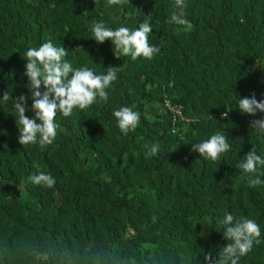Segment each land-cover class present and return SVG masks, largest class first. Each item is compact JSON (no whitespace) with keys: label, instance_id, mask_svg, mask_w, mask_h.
<instances>
[{"label":"trees","instance_id":"trees-1","mask_svg":"<svg viewBox=\"0 0 264 264\" xmlns=\"http://www.w3.org/2000/svg\"><path fill=\"white\" fill-rule=\"evenodd\" d=\"M185 3L188 32L168 23L175 0H0V98L29 94L26 51L49 40L74 68L119 69L106 103L57 114L52 145H21L12 101L0 100V264H205L228 243L225 213L260 227L261 243L238 264H264V183L249 186L238 167L252 149L264 156V133L251 127L264 113L238 109L239 97L264 100V0ZM145 21L160 49L151 60L91 31ZM125 106L140 114L127 134L113 116ZM216 133L230 145L219 160L192 150ZM39 172L55 185H34Z\"/></svg>","mask_w":264,"mask_h":264},{"label":"clouds","instance_id":"clouds-1","mask_svg":"<svg viewBox=\"0 0 264 264\" xmlns=\"http://www.w3.org/2000/svg\"><path fill=\"white\" fill-rule=\"evenodd\" d=\"M108 2L111 5H118L122 0H108ZM187 6L185 0H175L176 11L168 21L185 32L193 28L186 18ZM87 14L88 12L85 11L83 15ZM91 31L98 44L111 40L123 56H131L132 60L138 57L151 60L160 51L158 47L149 44L148 37L152 27L147 21L140 24L136 30L127 27L112 30L103 22H93ZM68 52L63 46L56 47L50 40L38 48H28L24 75L28 79L29 94H21L13 98L7 91L0 98L3 102H8L10 99L12 101L13 110L17 114L16 123L18 119L20 125L17 127L20 133L18 142L23 146L36 144L38 137L41 146L52 145L60 127L56 123L57 114L69 117L74 108L83 110L95 103L97 97L105 103L109 99L107 89H110L117 80L119 69L109 66L106 74H96L86 66L74 68L72 63L64 59ZM29 99L32 100L31 108L27 104ZM238 109L242 114L254 117L258 112L264 113V100L258 102L254 94L251 98L239 97ZM28 111L34 113L32 118L26 115ZM113 116L124 134L134 132L140 123V114L127 106L115 110ZM228 117L229 111L221 113L222 119L227 120ZM251 127L259 133H264V117L252 120ZM229 148L228 138L220 133L192 146V150L198 152L200 157L210 158L212 161L219 160ZM158 151V145L154 144L150 155L156 156ZM238 167L249 174V186L255 187L264 183L259 178L262 173L258 171L259 168L264 167V156L258 155L255 149L244 156V162ZM28 179L34 185H43L46 188H52L56 183L54 177L44 172L31 175ZM220 224L225 229L223 235L228 243L221 249L216 259L210 252L207 253L205 264H238L240 258L246 256L254 245L261 243L260 227L253 219L225 213Z\"/></svg>","mask_w":264,"mask_h":264},{"label":"built area","instance_id":"built-area-1","mask_svg":"<svg viewBox=\"0 0 264 264\" xmlns=\"http://www.w3.org/2000/svg\"><path fill=\"white\" fill-rule=\"evenodd\" d=\"M172 111L175 113L176 117L182 119V120H185L182 112H181V109L179 108H172Z\"/></svg>","mask_w":264,"mask_h":264}]
</instances>
